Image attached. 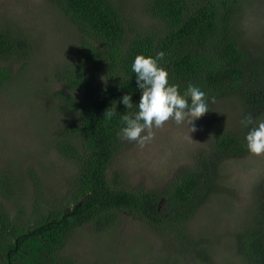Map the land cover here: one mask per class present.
I'll list each match as a JSON object with an SVG mask.
<instances>
[{"label": "trees", "instance_id": "trees-1", "mask_svg": "<svg viewBox=\"0 0 264 264\" xmlns=\"http://www.w3.org/2000/svg\"><path fill=\"white\" fill-rule=\"evenodd\" d=\"M246 1L142 0L141 12L150 19L144 27L132 22L120 0H51L57 17L73 29L77 49L53 68L52 84L40 81L32 89L55 127L50 147L72 165L73 176L57 201L46 198L35 171H26V181L16 171L12 177L10 170L0 172V264H76L64 252L68 237L87 226L108 231L122 213L172 242L194 246L203 263L208 259L206 237L192 239L185 225L215 192L221 162L249 155L245 137L264 121V33L251 35L250 22H244ZM0 24L1 92L16 76L31 74L35 53L28 33ZM161 51L159 63L181 95L189 84L205 92L206 119L226 98L235 101L241 119L236 130L216 129L190 166L149 190L127 185L121 171L110 175V169L124 146L118 135L127 111L122 97L131 94L138 105L142 94L131 70L134 58ZM110 107L116 115L108 119ZM249 114L253 124L246 127L242 121ZM29 181L34 195L25 204L18 192L27 195ZM258 192L249 225L234 237L239 264H264V203Z\"/></svg>", "mask_w": 264, "mask_h": 264}, {"label": "rangeland", "instance_id": "rangeland-1", "mask_svg": "<svg viewBox=\"0 0 264 264\" xmlns=\"http://www.w3.org/2000/svg\"><path fill=\"white\" fill-rule=\"evenodd\" d=\"M120 1L132 22L144 27L150 24L141 12L142 0ZM50 2L0 0V22L28 33L35 53L31 74L16 76L0 92V172L16 171V178L26 181V171L33 170L49 193L46 198L60 201L65 183L73 176V167L50 147L55 127L34 97L32 83L52 79V84L51 71L73 55L77 41L73 29L57 17ZM246 3L250 9L245 10L248 17L244 22H250L251 35L258 38L264 33V0ZM234 103L232 98L222 99L216 103L211 118L202 116L194 121L197 131L190 134L192 139L186 123L177 126L172 121L155 129L154 139L143 146L123 139L124 146L112 162L110 175L121 171L123 181L132 187H163L178 169L190 166L194 156L210 146L216 129L238 128L237 118H241L232 107ZM10 171L8 177H12ZM34 184L29 181L27 195H23L25 191L18 192L25 204L33 199ZM215 187L209 201L185 225L192 239L206 237L203 246L209 257L204 263L194 246L172 242L127 213L120 214L108 231L96 232L87 226L74 232L68 237L64 252L76 264H239L234 255V237L249 225L257 190V197L264 203V154L250 153L221 162ZM46 206L56 208L52 204ZM8 208L14 215L13 205Z\"/></svg>", "mask_w": 264, "mask_h": 264}, {"label": "clouds", "instance_id": "clouds-1", "mask_svg": "<svg viewBox=\"0 0 264 264\" xmlns=\"http://www.w3.org/2000/svg\"><path fill=\"white\" fill-rule=\"evenodd\" d=\"M164 56V52L161 51L156 53L155 57L141 54L134 58L131 70L142 94L138 105L132 103L131 94L122 97V103L127 111L121 116L123 127L118 133L121 139L143 146L154 139L155 129L163 128L169 121L177 126L186 123L189 138L192 139L190 134L197 131L194 121L209 112L208 97L199 87L189 84L181 95L178 86L169 83V73L159 63ZM212 102H215L214 98ZM114 115L116 110L113 107L104 113L108 119ZM242 123L246 127L252 125L253 117L249 114ZM245 140L247 150L251 154H264V121L252 127ZM31 202L29 199L27 203Z\"/></svg>", "mask_w": 264, "mask_h": 264}]
</instances>
